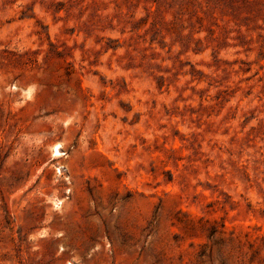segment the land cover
<instances>
[{
  "label": "rangeland",
  "instance_id": "rangeland-1",
  "mask_svg": "<svg viewBox=\"0 0 264 264\" xmlns=\"http://www.w3.org/2000/svg\"><path fill=\"white\" fill-rule=\"evenodd\" d=\"M0 264H264V0H0Z\"/></svg>",
  "mask_w": 264,
  "mask_h": 264
},
{
  "label": "bare ground",
  "instance_id": "bare-ground-1",
  "mask_svg": "<svg viewBox=\"0 0 264 264\" xmlns=\"http://www.w3.org/2000/svg\"><path fill=\"white\" fill-rule=\"evenodd\" d=\"M59 154H60V153H59L58 148L55 147L54 150H53V156H54V157H57V156H59Z\"/></svg>",
  "mask_w": 264,
  "mask_h": 264
}]
</instances>
